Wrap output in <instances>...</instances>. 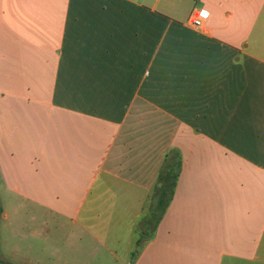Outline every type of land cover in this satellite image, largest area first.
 Wrapping results in <instances>:
<instances>
[{
	"label": "crops",
	"instance_id": "obj_1",
	"mask_svg": "<svg viewBox=\"0 0 264 264\" xmlns=\"http://www.w3.org/2000/svg\"><path fill=\"white\" fill-rule=\"evenodd\" d=\"M0 206L7 264H262L264 0H0Z\"/></svg>",
	"mask_w": 264,
	"mask_h": 264
},
{
	"label": "trees",
	"instance_id": "obj_2",
	"mask_svg": "<svg viewBox=\"0 0 264 264\" xmlns=\"http://www.w3.org/2000/svg\"><path fill=\"white\" fill-rule=\"evenodd\" d=\"M181 163L173 158L165 166L164 170L159 176L158 184L155 190V198H157V206L152 211L150 218L145 220L141 229V235L145 239L152 236L153 232L157 228L159 222L163 218L168 206L173 200L177 181L180 175ZM3 215V209L0 206V219ZM141 241L136 242V246L141 245ZM136 253V252H135ZM0 264H7L0 261Z\"/></svg>",
	"mask_w": 264,
	"mask_h": 264
},
{
	"label": "built area",
	"instance_id": "obj_3",
	"mask_svg": "<svg viewBox=\"0 0 264 264\" xmlns=\"http://www.w3.org/2000/svg\"><path fill=\"white\" fill-rule=\"evenodd\" d=\"M205 13L207 15H205ZM209 12L205 10H196L194 13L191 15L189 19V24L191 27L194 28H201L203 26L204 21H206L209 18Z\"/></svg>",
	"mask_w": 264,
	"mask_h": 264
},
{
	"label": "rangeland",
	"instance_id": "obj_4",
	"mask_svg": "<svg viewBox=\"0 0 264 264\" xmlns=\"http://www.w3.org/2000/svg\"><path fill=\"white\" fill-rule=\"evenodd\" d=\"M139 232H140V231H139ZM141 233H142V232H141ZM141 233H140V234H141ZM140 238H141V237L139 236V238H138V239H140ZM141 239H142V238H141ZM140 246H141V245H140ZM140 246H139V247H137V246H136V243H135V244H134V250H135L134 252H137V251H139V248H140ZM262 264H264V259H263V263H262Z\"/></svg>",
	"mask_w": 264,
	"mask_h": 264
},
{
	"label": "snow or ice",
	"instance_id": "obj_5",
	"mask_svg": "<svg viewBox=\"0 0 264 264\" xmlns=\"http://www.w3.org/2000/svg\"><path fill=\"white\" fill-rule=\"evenodd\" d=\"M205 15H207V14L205 13Z\"/></svg>",
	"mask_w": 264,
	"mask_h": 264
}]
</instances>
